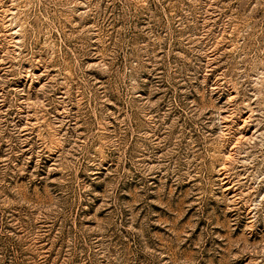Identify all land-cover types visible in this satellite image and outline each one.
Listing matches in <instances>:
<instances>
[{
  "label": "rangeland",
  "instance_id": "374dc122",
  "mask_svg": "<svg viewBox=\"0 0 264 264\" xmlns=\"http://www.w3.org/2000/svg\"><path fill=\"white\" fill-rule=\"evenodd\" d=\"M0 264H264V0H0Z\"/></svg>",
  "mask_w": 264,
  "mask_h": 264
}]
</instances>
